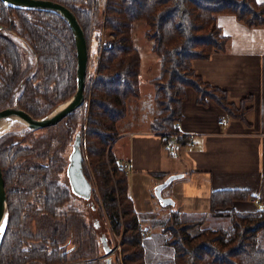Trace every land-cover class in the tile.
I'll return each instance as SVG.
<instances>
[{
    "label": "trees",
    "instance_id": "1",
    "mask_svg": "<svg viewBox=\"0 0 264 264\" xmlns=\"http://www.w3.org/2000/svg\"><path fill=\"white\" fill-rule=\"evenodd\" d=\"M54 1L76 14L89 43L92 31L98 40L96 50H91L85 87L89 107L84 139L100 196L92 186L88 208H69L73 190L61 182L69 163L65 151L72 126L83 105L56 124L1 134L8 217L0 264H116L112 256L99 258L106 247L112 248V239L108 234L98 236L96 222L123 232L124 264H264V206L226 210L234 200L249 199V190L213 191L208 212H138L128 172L112 152L128 99L140 95L142 57L133 37L136 21L146 22L145 35L153 40L152 50L161 61L160 73L149 79L155 102L151 130L165 143L174 139L181 145L188 140L179 128L188 86L196 89L200 102L211 97L231 116H242L249 108L247 98L239 104L230 101L227 90L204 80L192 63L226 49L229 36L218 24L220 14L234 15L249 27H263L264 2ZM103 25L113 36L110 47L101 41L98 28ZM76 90V42L66 19L55 11L14 7L0 0V109L16 105L41 118ZM83 167L91 182L84 162ZM95 212L98 218L90 219Z\"/></svg>",
    "mask_w": 264,
    "mask_h": 264
},
{
    "label": "crops",
    "instance_id": "2",
    "mask_svg": "<svg viewBox=\"0 0 264 264\" xmlns=\"http://www.w3.org/2000/svg\"><path fill=\"white\" fill-rule=\"evenodd\" d=\"M218 24L229 36L226 49L195 59L192 66L204 80L225 88L230 101L239 104L247 98L249 108L242 116H231L211 97L200 102L196 89L188 86L179 128L180 133L193 135L195 145L186 142L171 151L162 135L151 130L155 102L149 79L157 75L140 81V95L128 99V111L118 121L119 134L112 144L120 164H128L129 191L138 212H208L211 193L223 189L251 193L226 210L264 206V26H246L231 14H220ZM156 62L161 67V61ZM224 116L226 122L220 123ZM171 175L177 176L163 190L173 200L167 206L155 188Z\"/></svg>",
    "mask_w": 264,
    "mask_h": 264
},
{
    "label": "water",
    "instance_id": "3",
    "mask_svg": "<svg viewBox=\"0 0 264 264\" xmlns=\"http://www.w3.org/2000/svg\"><path fill=\"white\" fill-rule=\"evenodd\" d=\"M7 5L14 7L27 8V9H42L51 10L60 14L69 23L76 42L77 50V90L64 102L60 103L47 115L36 118L28 111L20 108L19 106H8L0 109V118L16 115L25 121L27 127L32 129L42 128L49 125L56 124L64 117L70 114L73 110L83 105L86 100L85 87L87 76L89 72V64L91 57V49L84 29L82 28L76 14L68 8L66 5L54 1V0H3ZM63 106V107H61ZM61 107V108H60ZM60 108V109H59ZM81 136L76 134V138L73 143V149L69 156V163L67 173L70 178L71 188L74 192L83 197H90L92 192V183L86 176L83 167V154L81 150ZM177 175H171L163 182L159 183L155 188V194L161 200L164 205L173 203V200L169 196L163 194L164 188H166ZM8 217V199L5 189V180L3 176L2 166L0 162V228L5 221V226L2 230L0 237V246L3 238V233L6 227ZM108 253L111 250H108Z\"/></svg>",
    "mask_w": 264,
    "mask_h": 264
},
{
    "label": "rangeland",
    "instance_id": "4",
    "mask_svg": "<svg viewBox=\"0 0 264 264\" xmlns=\"http://www.w3.org/2000/svg\"><path fill=\"white\" fill-rule=\"evenodd\" d=\"M100 16L103 19V17H104L103 11H102V15H100ZM147 27L148 26H147L146 22H144L142 20H138L134 23V29H133L134 42H135L136 46L138 47L140 54H141V57H142V61H141V82H144L145 80H147L148 77H153L154 75H158L160 72V70H159V68H160L159 64L160 63L158 64V62H156V58H157V60H160V58L152 50L153 40H150L145 35ZM98 31L100 32L101 40L113 39V36L109 33L108 30L105 29L104 25H103V27H99ZM92 33H93V31L90 34V36L92 38L90 39L89 45H90V49L93 52L97 48L98 40L95 37V34L94 33L92 34ZM92 60H95V57L93 55H92ZM146 77H147V79H146ZM88 107H89V103H88V100L86 99L85 103L80 108V110H78L76 112V118H75L73 126H72V135H71L72 137L70 139L71 141L69 142V144L66 148L65 156H67L69 158V156L72 152V149H73V143H74V140L76 138V134L78 133V135L81 136V143H82L81 150L83 151V157H84L83 162L86 164V167L88 169V173H89V176L91 179L92 186H94L98 196H100L99 189L96 185V181L94 179L92 169L89 166L90 163H88L89 161H88V156H87V150L85 148L84 132H85V127H86L87 118H88ZM25 126H26V124H20V125L15 126L13 129H17L19 132H21ZM67 168H68V165L65 168V171H63V173H62L61 182L65 185L71 187L70 178H69L68 173H67ZM91 201H92V195H91V198L90 197L86 198V197H83V196H81L78 193L73 191L72 196L67 203V206L69 208H79L80 210H84V208H88L90 206L89 203ZM86 211H87V209H86ZM98 215L95 212L94 215L89 216V217H90V219H92L93 216H95V217L97 216L95 218V219H97ZM106 219H107V222H110L107 216H106ZM96 225H97L96 229H98L97 230L98 236H100L101 234H108L109 238L112 239V245H111L112 248L108 249V250L112 249V252H110V253L106 252L105 255H101L99 258L112 256V258H113V260H115L116 264H124L122 244H121L123 232H120L117 230H112V228L107 230L105 225L102 222L101 223L96 222ZM108 226H109V223H108ZM144 227H145V225H144Z\"/></svg>",
    "mask_w": 264,
    "mask_h": 264
},
{
    "label": "built area",
    "instance_id": "5",
    "mask_svg": "<svg viewBox=\"0 0 264 264\" xmlns=\"http://www.w3.org/2000/svg\"><path fill=\"white\" fill-rule=\"evenodd\" d=\"M103 45L106 46V47H110L112 46V41L110 39H103L101 40ZM22 44L25 46V47H28V43L25 41V40H22ZM220 123H225L226 122V116L220 118ZM187 143H190V145H195V142H194V137L192 134H189L188 136V140H187ZM179 143L176 142V140H171V139H168L167 142L165 143V145L169 148V150L173 151L175 150L176 146L178 145ZM121 166L127 171V169L129 168L128 167V164L127 162H123L121 164ZM111 252H112V249H111Z\"/></svg>",
    "mask_w": 264,
    "mask_h": 264
},
{
    "label": "bare ground",
    "instance_id": "6",
    "mask_svg": "<svg viewBox=\"0 0 264 264\" xmlns=\"http://www.w3.org/2000/svg\"><path fill=\"white\" fill-rule=\"evenodd\" d=\"M61 107H63V106H61ZM20 124H25V121L16 115H11L8 117L0 118V135L5 133L8 130L13 129L15 126L20 125ZM4 226H5V221L2 223V226L0 228V237L2 235V230H3Z\"/></svg>",
    "mask_w": 264,
    "mask_h": 264
}]
</instances>
